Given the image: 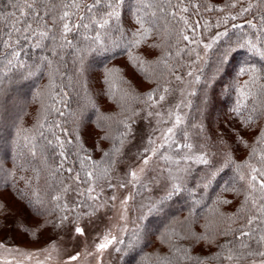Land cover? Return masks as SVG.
<instances>
[{
  "label": "trees",
  "instance_id": "trees-1",
  "mask_svg": "<svg viewBox=\"0 0 264 264\" xmlns=\"http://www.w3.org/2000/svg\"><path fill=\"white\" fill-rule=\"evenodd\" d=\"M144 2L153 7L143 8L139 0H125L120 20L111 21L108 29L90 25L88 29L81 28L75 39L70 34L68 39H73L74 45L71 48H60L50 39L43 41L46 47L42 48L32 46L35 41L25 43L21 56L8 64L12 57L0 47V230L16 225L31 240H38L41 232L58 225L60 217L68 213L64 210L65 188L72 183L83 187L90 184L77 181V174L83 180L87 171L108 172L114 165L120 153L116 149L121 150L131 136L121 137L125 131L121 121L131 123L134 129L139 113L151 104L146 103L148 94L157 99L176 76L198 67L184 123L179 125L175 142L169 143L172 154L161 158L166 168L180 169L173 178L167 174L171 185L166 193L148 198L143 208L136 202L140 211L137 226L127 233L119 246L121 251L116 253L120 264H197V258L201 264H221L217 254L223 256L226 250L215 243L189 247L183 238L193 232L225 244L233 237L218 233L239 228L252 207L251 200L244 203L250 191L247 181L251 170L237 169L236 165L247 161L260 167L258 157L249 153L259 128L264 127V119L250 128H242L241 122L253 107L264 105V90L260 89L264 84V58L250 50L247 43L251 41L264 50V0H184L181 7H188L186 13L176 7L178 0H171L172 7L167 0ZM161 3L166 12L159 11L157 5ZM233 3L235 8L231 7ZM249 4L251 9L239 16ZM0 7L6 9L7 0ZM138 8L151 32L138 46H132L138 38L133 36L139 29ZM152 12L157 13V18L151 16ZM171 12L176 13L175 19L167 15ZM233 15L236 20L230 18ZM180 16L189 25H198L195 32L184 25ZM181 29L200 43L183 41ZM208 30L215 36L217 32L227 35L211 41L212 47L204 52L206 34L210 37ZM97 32L100 43L93 39ZM48 61H52L51 67ZM251 67L260 70V79L245 87L250 74H241L240 69ZM196 76H200L199 83L195 82ZM50 83L54 86L49 87ZM249 91L255 95L245 99L242 93ZM53 106L64 115H59ZM237 107L239 113L234 111ZM234 129H241L240 137ZM25 137L35 139L28 143ZM57 137L64 141L63 147ZM240 138L242 142L237 144ZM33 143L35 156L31 152ZM185 144L192 147L185 148ZM167 152L164 147L162 153ZM202 154H206L209 165L192 160ZM186 155L191 159L182 160ZM85 156L91 159L85 161L82 171L80 160ZM228 157L231 163H227ZM173 185H178L180 191L165 199ZM57 195L61 197L59 201L53 199ZM252 195L259 203V192ZM6 196L15 209L8 206ZM36 207H40L42 216L35 214ZM21 208L24 211L20 212ZM12 212L29 214V224L22 220L8 223L6 215ZM188 256L192 259H186Z\"/></svg>",
  "mask_w": 264,
  "mask_h": 264
},
{
  "label": "snow or ice",
  "instance_id": "snow-or-ice-1",
  "mask_svg": "<svg viewBox=\"0 0 264 264\" xmlns=\"http://www.w3.org/2000/svg\"><path fill=\"white\" fill-rule=\"evenodd\" d=\"M139 2L143 5V8L153 7L151 3H145L144 0H139ZM169 7H172L171 0H167ZM237 3L242 2V0H236ZM0 3H3V0H0ZM184 4V0H178V4L176 7L180 8L181 12H188V7H181ZM125 5V0H91V3H84L83 0H7V8L0 7V47L6 50V55H10L12 59L8 60V64H12L14 60H17L21 56V52L23 50V46L25 43H32L33 41L35 48L46 47L43 43L45 40H51L54 45H58L60 48H64L65 46L71 48L74 47L73 39H75V35L79 33L81 28L88 29L90 25H95L97 29H108L110 26V22L115 20L119 21L122 15L121 9ZM193 7H197V5H192ZM160 12H166V9L163 6V3L157 5ZM231 7L235 8L236 3H233ZM252 5L249 4L247 7H243L241 11L238 13L239 16H244L251 9ZM210 10V9H209ZM141 9L138 8L136 12V23L139 25V29L137 33H133V36H138L132 42V46H138L143 40L147 39L149 33L151 32V28L145 27L144 16L140 15ZM167 15L171 16L172 19H175L176 13L171 12L167 13ZM151 16L157 18V13L152 12ZM232 20H236L237 16L233 15L230 17ZM180 20L184 22L186 27H191L192 31L195 32V27L189 25L188 20L184 16H180ZM87 21V22H86ZM227 21L225 20V23ZM151 23V22H150ZM249 26L255 28L256 25L252 24L251 21H247ZM234 27H240V25H234ZM73 34V39H68L69 35ZM227 35V32L217 33L216 36L212 38V42L214 43L217 39L222 38ZM180 36L183 41H187L189 44L196 43L197 45L200 43L199 40H196L194 37H190L185 34L183 29L180 30ZM87 39V37H85ZM94 42L100 43V33L97 32L96 36L93 38ZM250 50L258 53L261 58H264V50L257 48L255 43L251 41L247 42ZM244 45H241L243 47ZM212 47V43L204 44L205 52ZM19 48L20 50H17ZM183 51V49H181ZM55 54V53H54ZM179 55V52L177 53ZM199 58V57H197ZM130 59H134L130 57ZM224 59H227V54H225ZM49 66L51 67L52 61H48ZM23 66V65H21ZM259 69L255 67L251 68H241L240 73H248L250 74V81L245 82V87L248 86L249 83L255 84L260 76L258 75ZM188 76H192L191 72L187 73ZM176 80H182L181 76H176ZM195 82H200V76L195 77ZM50 83L49 87H53ZM260 89L264 90V84L260 85ZM169 90L167 88L164 89V92L167 93ZM245 99L248 96H254L255 93L249 91L248 93H242ZM166 96L160 95L158 101L154 99L153 94H148L147 102H151L150 106L155 107L157 103L165 101ZM61 101H56V103H60ZM179 107V105H177ZM53 109L59 112V115L63 116L64 113L60 112L59 109ZM237 113L240 112L239 107L234 109ZM135 115V113H133ZM151 115V113H149ZM264 119V105L259 107H253L252 113H250L241 123L242 128H250L255 124L256 121ZM181 116L177 115L175 124L179 125L181 123ZM124 125L125 131L121 133V137H127L133 134V129L131 123H127L125 121H121ZM134 123V121H133ZM41 128L43 124L39 125ZM59 124H56V127H59ZM173 128H168L167 133L165 134V142L168 140L167 134L173 133ZM237 137H240L241 129H234ZM43 135V133H41ZM108 137H102V139H106ZM134 138V137H133ZM35 138L25 137L26 142L31 143ZM61 147H63L64 141L60 140L57 137ZM242 142V138L237 140V144ZM52 141L49 140L48 144H51ZM71 143V141H69ZM124 143V140L121 139V144ZM150 144L154 143L153 141H149ZM257 145H264V127L259 128V135L256 137L254 144L251 146V151L249 155L251 157H258L260 167H256L247 161L243 165H236L237 169L242 167H247L251 170V178L247 181V187L250 190L249 193L245 196V205L248 204L249 200H251L252 207L249 209V213L247 216L243 218V223L237 229H231L230 231H222L218 233V235H223L225 237L231 235L233 237L232 240L227 241L225 244H219L213 238L210 239L207 234L200 235L193 232H189L183 239L187 240L189 247H194L197 244H213L222 250H226L223 256L217 254V259L221 261V264H264V147H260L258 149ZM164 145H160L159 147H163ZM247 146V145H245ZM35 147L36 145L32 144V155L35 156ZM185 148H191L190 144L183 145ZM117 153L120 152V149H116ZM159 151V148H152L151 155H148V148L144 149V155L142 157V163L145 167H147L150 163V160L153 156H155ZM61 156H64V152H60ZM105 155H108L105 153ZM90 156H85L80 160L81 170L83 171L86 167L85 161L90 160ZM185 159H191L190 156H185ZM195 162L199 164L209 165L210 161L206 158V154L198 155L195 157ZM227 163H231V157L227 158ZM63 168V164L60 166ZM145 167L140 168V173H144ZM67 171L72 172L71 168H68ZM107 175V169L104 170L103 173H97L95 171H87L85 174V178L81 180L79 173L76 176V180L85 184H89V186L85 189V191L79 192L78 195L82 197H86L87 201L95 202L99 198V194L93 195L96 192V187H98V181L102 176ZM131 176L130 183H133V186L141 184V175L136 171H131L129 173ZM213 177L216 173H212ZM259 177V179H258ZM241 180H244L245 177L241 175ZM210 184V181H209ZM258 185V188H257ZM121 188L126 187V183H121L119 185ZM209 185L206 184L207 188ZM109 188L113 187V185L109 184ZM65 191H68L65 188ZM180 191V187L178 185H173L172 190L168 193V196L165 199L170 198L173 193H177ZM259 192V203L257 202V197L253 196L252 193ZM54 200L59 201L61 197L59 195L53 197ZM115 199V196L112 197ZM129 198H125L121 203L126 205L128 203ZM86 200H80L77 202L76 207L83 208L85 206ZM221 203H229V201H220ZM31 203V202H29ZM38 205L43 204L42 201H37ZM91 207V205H89ZM65 211H74V209H69L67 205L64 208ZM95 213V209H93L92 214ZM35 214L38 216H42L43 213L40 211V207H36ZM86 215L88 213H85ZM121 219H126V216L122 215ZM68 220L67 216L60 217V225L62 226L65 221ZM47 223V221H45ZM253 225H257L253 227ZM74 231L77 235L83 236L85 235V230L82 227H75ZM124 240L122 238L117 237L116 235H112L109 233L105 235L103 239L96 244V253L97 256V264H103V254L105 251L109 249L110 246H114L116 244H123ZM131 247V245H130ZM117 252L121 251L120 248L115 249ZM92 255V253H89ZM71 261H76L79 259V253L73 255L69 258ZM186 259L191 260L192 257L188 256ZM197 264H201V261L197 258Z\"/></svg>",
  "mask_w": 264,
  "mask_h": 264
},
{
  "label": "rangeland",
  "instance_id": "rangeland-1",
  "mask_svg": "<svg viewBox=\"0 0 264 264\" xmlns=\"http://www.w3.org/2000/svg\"><path fill=\"white\" fill-rule=\"evenodd\" d=\"M209 34L210 37L206 34L208 43L215 36L214 32L210 31ZM208 43H203V46ZM202 58L203 55L199 61V66ZM197 69L198 67H192L190 71L192 76H188L187 73L178 75L182 77L180 81L176 80L175 77L167 88L169 91L162 94L166 96L165 101L157 103L155 107L149 106L139 113L133 134L122 146L118 158L107 175L97 182L99 186L96 187V192L93 195L99 194V198L95 202L87 201L86 197L78 195L79 192L85 191L89 185L83 187L80 183H77L76 186L72 183L65 199L68 208L74 209V211H68L65 215L68 220L62 226L44 230L39 234L38 240H31L16 225L12 227L8 225L0 230V264H97L96 244L105 235L111 233L124 239L127 233L133 231L140 216L136 202H140L139 207L143 208L146 206L148 198H155L166 193L171 185L170 177L173 178L180 169L166 168L161 158L163 156L170 158L172 154L169 143L171 142L172 145L175 142L179 125L185 119V113L193 93L194 75ZM158 99L159 97L156 100L158 101ZM177 115L181 116L182 120L179 125L173 128ZM168 128H173V133L167 134L169 138L165 142V134ZM150 140L154 143L150 144ZM160 145L164 146L159 147ZM164 147H167L168 152L163 154ZM145 148L149 149L148 155H151L152 148H159L158 153L152 157L147 167L142 163ZM182 160L187 159L183 157ZM192 160L195 161V157ZM142 167H145L144 173H140ZM131 171H136L141 175L142 190L140 184L134 187L133 183L129 182L131 181L129 175ZM121 183H126L127 186L121 188L119 186ZM109 184L113 187L109 188ZM113 196H115L114 200L112 199ZM126 197L129 198L128 203L123 205L121 202ZM80 200H86V205L83 208L76 207ZM6 201L9 202L10 208L15 209L9 197ZM93 209H95L94 214H92ZM21 211L24 210L21 208ZM22 214L12 212L6 215L8 216L6 220L12 224L19 220L29 224V214ZM122 215L126 216V219L122 220ZM77 226L85 230V235L80 236L75 233L74 228ZM120 245L110 246L104 252L103 264H120L119 256L115 250ZM77 253H79V259L71 261L69 258Z\"/></svg>",
  "mask_w": 264,
  "mask_h": 264
}]
</instances>
